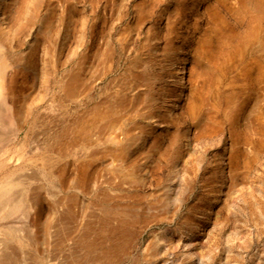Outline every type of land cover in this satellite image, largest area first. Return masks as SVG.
I'll return each mask as SVG.
<instances>
[{"label":"rangeland","instance_id":"rangeland-1","mask_svg":"<svg viewBox=\"0 0 264 264\" xmlns=\"http://www.w3.org/2000/svg\"><path fill=\"white\" fill-rule=\"evenodd\" d=\"M0 69V264H264V0H0Z\"/></svg>","mask_w":264,"mask_h":264},{"label":"bare ground","instance_id":"bare-ground-1","mask_svg":"<svg viewBox=\"0 0 264 264\" xmlns=\"http://www.w3.org/2000/svg\"><path fill=\"white\" fill-rule=\"evenodd\" d=\"M1 66H2V65H1ZM0 70H2V69H0ZM1 72H3V71H1ZM1 72H0V73H1ZM1 74H2V73H1ZM1 74H0V75H1Z\"/></svg>","mask_w":264,"mask_h":264}]
</instances>
